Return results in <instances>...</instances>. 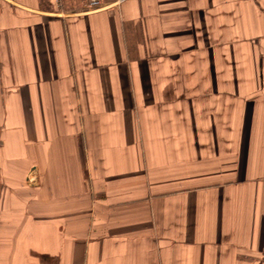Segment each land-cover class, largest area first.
Returning a JSON list of instances; mask_svg holds the SVG:
<instances>
[{"label": "crops", "instance_id": "1", "mask_svg": "<svg viewBox=\"0 0 264 264\" xmlns=\"http://www.w3.org/2000/svg\"><path fill=\"white\" fill-rule=\"evenodd\" d=\"M0 0V264H264V0Z\"/></svg>", "mask_w": 264, "mask_h": 264}, {"label": "built area", "instance_id": "2", "mask_svg": "<svg viewBox=\"0 0 264 264\" xmlns=\"http://www.w3.org/2000/svg\"><path fill=\"white\" fill-rule=\"evenodd\" d=\"M57 3H60L61 0H56ZM87 11H98L104 9L106 6L103 5L101 0H87Z\"/></svg>", "mask_w": 264, "mask_h": 264}]
</instances>
